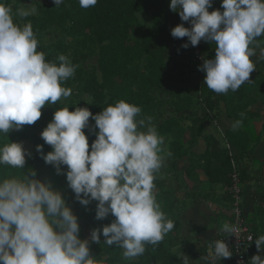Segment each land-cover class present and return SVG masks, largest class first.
<instances>
[{
  "label": "clouds",
  "instance_id": "1",
  "mask_svg": "<svg viewBox=\"0 0 264 264\" xmlns=\"http://www.w3.org/2000/svg\"><path fill=\"white\" fill-rule=\"evenodd\" d=\"M56 6L65 0H53ZM98 0H79L81 8L94 7ZM213 0H171L170 9L183 23L171 30L174 38H188L187 49L200 42L215 45V57L205 58L199 70L205 73L204 84L217 94L235 92L256 70L252 57L254 44L264 36V0H222L221 8L209 11ZM35 7L13 8L0 3V134L8 137L13 130L33 125L42 109L71 96L64 82L73 77L76 65L60 54L57 61H47L38 51V39L32 24L20 19L36 14ZM258 46V45H257ZM196 56V51H195ZM264 58V48L260 49ZM201 63V61H200ZM142 109L125 100L111 104L98 114L88 107L57 108L41 137L52 151L46 155L43 145L36 146L46 164L58 175H66L75 199L84 206L93 201L96 220L109 215V224L91 230L90 239H81V225L60 191L37 179L33 170L22 179H0V264H98L91 254L90 242L115 245L122 256L132 260L143 255L146 245H157L174 228V222L161 210L154 194L155 174L164 163L165 139L152 123L141 117ZM90 117L95 124L90 127ZM234 121L232 130L243 124L245 114ZM96 139L89 151V136ZM98 129V131H97ZM19 142L0 146V165L24 169L26 156ZM170 155V153H169ZM67 171L65 173L64 167ZM221 231L229 236L234 226L225 222ZM252 240V237H248ZM257 252L264 251V235L254 240ZM233 256L225 240L217 239L212 257L206 264H217ZM187 255L181 264H190ZM248 264H264V257L253 255Z\"/></svg>",
  "mask_w": 264,
  "mask_h": 264
},
{
  "label": "trees",
  "instance_id": "2",
  "mask_svg": "<svg viewBox=\"0 0 264 264\" xmlns=\"http://www.w3.org/2000/svg\"><path fill=\"white\" fill-rule=\"evenodd\" d=\"M28 2L37 12L18 22L21 25L32 24L39 41L37 50L45 54L47 61L57 63L58 56L64 54L77 67L74 76L64 82V86L72 90L70 97L61 98L55 105H46L35 124L13 130L8 137L0 134V146L10 141L19 142L32 153L31 157L26 156L24 169L0 165V179H22L25 173L30 175L29 170L35 171L37 179L62 193L77 215L81 239H90L92 229L102 230L115 217L109 215L103 220H96L98 202L81 205L68 186L66 175H58L55 167L46 164L36 152L37 145H43L45 155L52 151L41 133L53 119L57 108L69 107L70 111H74L76 106L88 107L95 115L119 100L135 104L142 109L141 117H151L158 133L169 139V151L162 146L167 155L170 153L167 156L169 162L184 156L187 147L205 132L206 121L217 119L225 112L232 122L225 134L239 149L237 161L247 155L248 140L242 137L248 135L246 119L252 114H259L255 110L259 102L264 104V58L260 56L264 36L258 37L251 45L256 48L255 56L261 58L250 75L251 82H246L235 92L229 90L227 94H217L204 84L205 73L199 70L201 63L195 56L198 46L208 59L214 58L215 45L202 40L200 46L182 47L188 38H174L171 30L181 23L185 27L191 25L170 9L171 0H98L94 7L88 9L81 8L79 0H65L60 6H56L53 0H0V3L11 6L14 12ZM221 3L222 0H213L209 11H223ZM197 66L198 85L194 93L189 87V80ZM241 113L245 114L243 124L233 131L232 125L241 118ZM94 124L90 117V127ZM84 131L89 136L91 151L96 135L89 129ZM188 136L191 138L188 139ZM219 154L222 159H217L220 170L225 171L224 180L230 181L228 175L233 163L240 172L239 166L229 152ZM212 164V160L208 161L207 168ZM63 167L66 173L67 168ZM240 176L243 180L244 172L241 171ZM172 221L173 230L161 242L147 244L145 253L132 260L123 258L122 249L103 243V235L101 243L90 242L91 254L98 264H181L182 257L177 249L179 222L177 218Z\"/></svg>",
  "mask_w": 264,
  "mask_h": 264
},
{
  "label": "crops",
  "instance_id": "3",
  "mask_svg": "<svg viewBox=\"0 0 264 264\" xmlns=\"http://www.w3.org/2000/svg\"><path fill=\"white\" fill-rule=\"evenodd\" d=\"M252 60L258 63L261 58L254 56ZM261 104L263 106V102L255 106L257 113L264 111L259 112L258 105ZM231 123L225 112L217 119L206 121L205 132L187 147L184 156L169 162V154L162 152L164 163L155 174L157 202L162 200L165 205L163 211L173 213L174 219H178L180 239L177 249L181 257L187 255L191 259L190 264H206L203 259L205 242L215 239L222 232L225 222L232 225V199L228 191L230 181L224 180L225 171L220 170L219 153L229 152L240 172H244L242 188L246 221L255 238L264 235V142L254 150L255 163L248 164L251 159L249 152L243 160L237 161L239 149L225 134ZM242 137L245 140L248 138ZM168 143L169 139L165 138L163 146ZM211 160L214 164L207 168ZM256 254L264 257V251L258 253L253 243L250 259ZM217 264H232V261L223 259Z\"/></svg>",
  "mask_w": 264,
  "mask_h": 264
},
{
  "label": "built area",
  "instance_id": "4",
  "mask_svg": "<svg viewBox=\"0 0 264 264\" xmlns=\"http://www.w3.org/2000/svg\"><path fill=\"white\" fill-rule=\"evenodd\" d=\"M196 57L201 61V64H203L205 58L201 55L198 48L196 49ZM229 177L230 185L228 191L232 199V225L234 226L235 233L233 236H229V234L222 231L215 239L206 241L204 244V256L209 259L212 257L214 243L217 239H220L225 240L233 254L231 258L224 259L232 261V264H246V262L250 260L255 235L246 221L243 206L244 192L242 188V179L235 163H233V169ZM249 236L252 237V240L248 239Z\"/></svg>",
  "mask_w": 264,
  "mask_h": 264
},
{
  "label": "rangeland",
  "instance_id": "5",
  "mask_svg": "<svg viewBox=\"0 0 264 264\" xmlns=\"http://www.w3.org/2000/svg\"><path fill=\"white\" fill-rule=\"evenodd\" d=\"M41 1L50 2V0H41ZM28 7H32L30 2L25 3L23 5V8H28ZM194 75H191L192 77L189 80V87L193 88L194 93H196V91H197L196 88L198 85V79L196 77V76H198V66H197V70L195 71ZM263 89H264V86H263ZM258 107H259V112H260L263 110L264 104H263V106H262V104L258 105ZM246 122H247V124L245 125V129H246L248 135L245 137L246 138L248 137L247 138V140H248L247 147H249V148H247V149H249V153H251L250 154L251 159L248 161V164H251V163H255V161L253 160V157L256 154V151H254L256 146H260V144L262 142H264V113H259V114H255V115L252 114V115L248 116V118L246 119ZM258 139H260V140L258 141ZM170 146H171V143H170V145L168 143L166 146L167 152L169 151ZM257 149H258V147H257ZM242 184H243V181H242ZM158 203L161 205V210L163 211V209H165V205L163 204V201L160 200V202H158ZM163 212L168 219H171V220L174 219V217L172 216L173 213H169L168 211H163Z\"/></svg>",
  "mask_w": 264,
  "mask_h": 264
}]
</instances>
